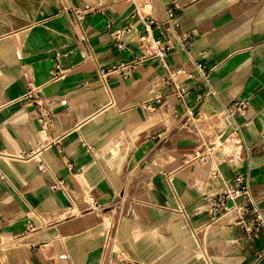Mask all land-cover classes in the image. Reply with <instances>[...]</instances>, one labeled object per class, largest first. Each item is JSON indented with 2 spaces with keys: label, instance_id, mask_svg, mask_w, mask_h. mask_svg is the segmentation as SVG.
<instances>
[{
  "label": "crops",
  "instance_id": "1",
  "mask_svg": "<svg viewBox=\"0 0 264 264\" xmlns=\"http://www.w3.org/2000/svg\"><path fill=\"white\" fill-rule=\"evenodd\" d=\"M99 2L81 28L65 12ZM138 7L164 24L155 35L172 47L184 102L158 63L98 80L139 53ZM129 23L120 52L112 32ZM58 62L68 73L54 81ZM29 82L54 116L45 139L36 110L15 103ZM244 100V114L222 116ZM198 118L223 139L239 130L234 159L185 165L201 143ZM237 173L264 215V0H0V264H264V232L248 237L236 214L209 225V197Z\"/></svg>",
  "mask_w": 264,
  "mask_h": 264
},
{
  "label": "built area",
  "instance_id": "2",
  "mask_svg": "<svg viewBox=\"0 0 264 264\" xmlns=\"http://www.w3.org/2000/svg\"><path fill=\"white\" fill-rule=\"evenodd\" d=\"M135 1V0H132ZM104 10V4L99 2L95 7H87L79 9L71 7L65 11L72 15L76 25L81 28L82 23L89 14L101 13ZM168 22L174 17V11L170 9L168 12ZM132 18H139L144 23V33L139 35V53L134 57L124 60L119 64L113 65L107 69L99 71L98 80L104 85H108V81L112 78H131L145 63H158L165 67L167 75L163 80V84L170 87L172 93L184 102L189 95V90L182 84L175 72L171 70L167 63V58L171 53L172 47L164 39L163 33L159 36L155 35V31H162V23L154 18L143 13L142 8H136ZM135 31V26L132 23L120 27L112 32V40L115 48L123 52L127 50L126 38L129 34ZM83 39H87L83 32ZM190 41L189 36H183L180 42L187 45ZM66 56V54H59ZM197 72L202 77L203 81H208L207 67L205 65H197ZM68 73V69L60 62L56 64L54 71V81L63 79ZM162 97L159 94H154L153 97L145 102L142 106L147 109H152V103L158 102ZM25 103L33 107L37 113V124L40 128V134L45 139L48 131L54 123L53 113L46 107L41 95V87L29 82L26 86L24 95L16 102ZM251 107L249 100L235 101L231 105L224 108L222 116L234 121L237 115H242ZM195 122L202 124L198 128L201 135V143L199 146L185 159V165L189 166H205L215 160L217 155H221L224 161L234 159L238 155L240 148V138L235 129L232 137L223 139V137L215 131V124L211 121H202L200 118L194 119ZM214 175L219 176L214 173ZM62 184V183H61ZM184 214L185 212L182 211ZM208 214L209 225L218 224L225 216L236 214L237 220L233 223V227L243 231L248 237L259 238L264 232V215L259 206V200L256 198L249 184L248 176L243 173H237L232 181L227 182L221 192L211 195L208 199ZM264 253H261L259 258H263Z\"/></svg>",
  "mask_w": 264,
  "mask_h": 264
}]
</instances>
